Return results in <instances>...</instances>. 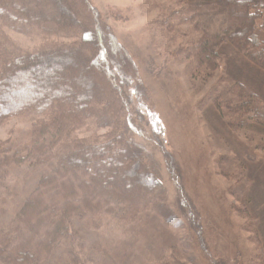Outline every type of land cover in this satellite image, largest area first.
<instances>
[{
	"label": "trees",
	"instance_id": "obj_1",
	"mask_svg": "<svg viewBox=\"0 0 264 264\" xmlns=\"http://www.w3.org/2000/svg\"><path fill=\"white\" fill-rule=\"evenodd\" d=\"M149 4L138 6L142 15ZM162 7L143 26L150 69L180 64L193 84L210 83L197 108L209 104L233 132L254 125L262 108L253 86L264 87V0H170ZM148 98L135 54L92 0H0V124L14 117L29 124L18 140L0 139V184L11 172L14 185L29 187L11 209H1L7 217L0 264H187L191 235L182 229L203 239V226L159 120L139 107ZM151 146L177 184L175 215L156 204L146 178L160 175ZM230 176L237 192L249 182ZM239 204L234 210L248 218ZM163 216L175 228L185 220L188 228L166 232ZM242 228L248 231L246 223ZM112 231L132 233L129 245L143 237L147 253L119 246ZM252 234L250 264H262ZM150 253L153 262L144 259Z\"/></svg>",
	"mask_w": 264,
	"mask_h": 264
},
{
	"label": "rangeland",
	"instance_id": "obj_2",
	"mask_svg": "<svg viewBox=\"0 0 264 264\" xmlns=\"http://www.w3.org/2000/svg\"><path fill=\"white\" fill-rule=\"evenodd\" d=\"M92 1L117 37L135 54L138 80L149 91L148 100L140 103L139 107L149 120L153 115L159 120L167 148L175 158L181 184L195 207L197 222L199 220L203 226V239L195 234V230L192 231L193 228L182 229L191 235L183 261L187 264H214L213 261L224 259L235 260L238 264H250L255 242L254 238L249 239L248 236L254 227L257 234L252 235L257 238L262 249L261 262L264 264V87L259 90V82L253 86L259 94L262 108L258 113V121L255 114L253 121L249 122L254 125L248 128L244 124L233 132L218 118L209 104H205L203 109L196 106L199 101L207 98L210 83L193 84L182 72L180 64L170 63L168 66H160V70H151L148 66L149 49L144 39L146 33L143 26L156 18L163 10L162 5L170 0ZM142 2H149L147 7L152 6L144 15L138 8L143 5ZM127 8H131L129 16L123 14L116 17L111 14V11L125 12ZM11 34L19 38L17 33L11 31ZM20 41L24 45L27 43L21 36ZM150 56L155 61L162 58L153 54ZM28 126V121L20 117L1 122L0 139L11 136L18 140L27 132ZM150 149L154 152L160 173L155 178L146 175L153 185L155 202L169 207L170 215H175L177 207L174 201L176 198L179 201L177 184L168 172L162 152L153 146ZM232 173L239 175L242 181H249L238 192L233 186L236 181L230 176ZM11 180V172H8L5 182L0 184V226L7 217V211L1 213V209H11L29 189L28 186L23 189L14 185ZM228 190H235L236 194L242 196L235 200ZM241 202V208H245L242 211L246 210L249 219L238 215L233 208L234 203L240 207ZM162 221L166 232H181L182 227L188 228L185 220L178 228L173 226L175 220L167 222L163 216ZM244 223L248 225V231L242 228ZM131 234L120 235L112 231V238L119 242V246L123 242L127 244L124 247L127 251L136 246L138 253L143 252L144 238L139 236L133 245H129L131 242L126 240ZM162 240L164 242L165 238ZM144 253H147L146 250ZM155 257L156 254L150 253L144 259L153 262Z\"/></svg>",
	"mask_w": 264,
	"mask_h": 264
}]
</instances>
